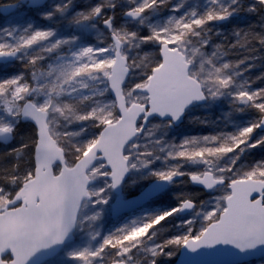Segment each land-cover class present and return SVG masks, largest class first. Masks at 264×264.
<instances>
[{"label": "rangeland", "instance_id": "rangeland-1", "mask_svg": "<svg viewBox=\"0 0 264 264\" xmlns=\"http://www.w3.org/2000/svg\"><path fill=\"white\" fill-rule=\"evenodd\" d=\"M142 2L143 0H50L42 8L32 10L20 7L10 17H0V45L19 49L15 63L0 65V80L23 75L33 88H43L46 83H53L58 89L47 88L53 101L71 105L63 115L52 111L50 107L43 110L48 113L49 132L58 147L64 151L67 167H73L99 137L92 139L90 135L96 131V127L90 123L95 114L90 113L84 120L76 117L88 112L95 106V101L104 100V97L90 94L92 90L104 87L100 79H93V76L99 77L103 70H110L113 63L97 65L92 62L89 55H99L97 48H92L89 55L81 56L79 60L73 53H78L85 46H106L112 41V34L103 23L108 15L118 13L113 21V29H118L121 33L136 34L122 41L121 55L126 60L128 69L137 76H143L149 71L153 73L160 66L162 45L179 50L188 63H195L199 75L190 72V76L200 83L207 99L205 105L192 106L186 112L180 127L167 126V121L153 119L143 134L126 148L124 156L136 167L129 172L126 180L131 194L124 199L135 196L151 182L159 180L151 176L150 171L166 170L164 160H156L150 168L142 165V161L156 155L168 156L169 152L175 151L173 146L181 145L185 137L199 138L195 143L187 145L188 148L224 143L228 145L221 149L224 153L239 149L242 141L233 142L232 135L259 115L250 103H242L240 100L248 97L251 89L264 87V80L255 81L256 76L264 73V5L259 4L258 0H149L151 6L143 9L138 20L123 19L128 9ZM97 5H103L101 15L91 16L88 20L81 17L80 13L88 14ZM252 5H256L255 11L251 10ZM226 12L229 15L226 16ZM141 20L144 21L143 24ZM198 20L203 23L198 24ZM152 29H155L152 36L141 39V35L152 32ZM49 30L53 32L50 37L38 35ZM29 39L31 43L28 42ZM6 51L7 49L0 48V52ZM36 58L40 59L33 65L31 61ZM73 62L76 63V68L69 69V75L65 78L64 69H68ZM34 72L39 83L32 79ZM150 77L146 84L130 90L134 96L147 86ZM226 78L230 85L218 87ZM125 85L123 95L128 106L147 104L148 96L143 93L141 97H146V103L140 97L129 103ZM33 99L43 100L45 96L41 93L33 95ZM115 115L117 111L114 107L108 118L102 121L104 127L117 121L111 118ZM157 124L161 126L156 127ZM252 132L253 129L248 128L245 134L250 135ZM204 137L209 140L205 141ZM211 137H216V140ZM205 155L204 152L198 153L200 157ZM262 159L264 147L258 146L246 151L237 163L247 166ZM208 160L210 163L204 164L190 159L169 158L167 163L178 166L181 171H195L205 167L214 170L228 168L231 171L228 155L219 158L209 155ZM105 167V163L99 161L87 174L95 184L89 188L90 199L82 205L74 241L58 254L61 264H79L78 258L69 256L70 252L85 247L94 249L103 242L104 237L116 233L117 229L132 226L133 221H141L148 215L176 207L179 196L198 195L196 188L188 182L190 178L177 176L179 178L164 193L142 209L113 222L112 204L116 199L115 193L111 194L113 190H106L105 198L109 195L111 198L105 208H93L95 193L105 187ZM259 175L264 176V169ZM244 179L260 180L255 173L241 178ZM107 183L110 184L111 181L108 180ZM216 194L218 193H212ZM205 195L203 200L208 199L210 193ZM3 198L4 196H0V201ZM8 201L3 203L0 210ZM164 218L159 217L156 224ZM152 227V224H148L134 229L120 240L121 244L137 242L125 254L126 257H132L131 260L126 259V264H148L150 253L147 250L152 247V243L145 237ZM114 252L115 249L106 252L104 264L112 263ZM178 255L179 251L172 257H162L158 264H176ZM251 264H264V260L253 261Z\"/></svg>", "mask_w": 264, "mask_h": 264}, {"label": "snow or ice", "instance_id": "snow-or-ice-1", "mask_svg": "<svg viewBox=\"0 0 264 264\" xmlns=\"http://www.w3.org/2000/svg\"><path fill=\"white\" fill-rule=\"evenodd\" d=\"M258 3L264 5V0H258ZM149 0H143L140 5L130 8L125 13L126 16L138 18L145 7H150ZM115 8V5H112ZM251 10H256V5L251 6ZM103 5H97L91 9L88 14L80 13L84 20H88L91 16H98L103 13ZM51 16V13L48 14ZM229 13L226 12V16ZM211 17L209 16V19ZM116 19L115 15H108L103 23L107 29L111 30L113 40L106 44V46H85L73 55L79 60L81 56L89 55L92 48H97L99 55H89V59L97 65L111 63L114 59L123 61V56L120 52V45L122 41L129 38V36L136 35L135 33H121L118 29H113V21ZM143 24V20L140 21ZM197 23H203L198 20ZM151 27V26H150ZM155 33V29L148 34L141 35V39H147ZM40 36H52L51 30L47 32L38 33ZM32 41L29 39L28 41ZM59 43V41L57 42ZM264 43V41H262ZM56 45H53L55 47ZM0 48L7 49L5 55L15 56L19 50L17 47H9L8 45H0ZM51 50V49H49ZM36 58L31 61L33 65L37 63ZM76 63L73 62L64 69L65 78L69 75V69L75 70ZM82 70V69H81ZM122 79L126 80V96L130 103L133 99L140 97L142 102L146 103V97H141V93L137 92L135 96L130 91L132 88H137L142 84L147 83V79L151 76V72H146L143 76H137L134 72L125 68ZM115 71L103 70L102 74L93 76V79L99 78L104 84L103 88H96L92 90L91 95H99L104 97V100H97L93 107L88 112L81 113L76 118L84 120L90 113L95 114L90 123L96 127V131L91 133L92 139L99 136L102 131H105L102 121L108 118V114L117 105V98L119 96V89L113 90L115 86ZM32 79L39 83V78L34 72ZM256 80H264V73L255 77ZM230 85V81L226 78L218 87H226ZM48 86L43 88H33L31 84L24 78L23 75H16L12 78L0 80V159L8 167L13 166L15 158H18L22 153L32 158V164L27 167L23 173L19 168H16V176L22 175L27 179L29 175L35 172V161L39 156L40 145L44 139V131L48 125L45 123V113L43 110L50 107L52 111L58 112L61 115L65 113L66 109L71 108L69 104H62L54 102L51 92L47 91ZM56 90L57 86H51ZM248 91V89H244ZM43 93L45 99H33V95H40ZM107 94V95H105ZM59 95V92H57ZM87 98V97H85ZM239 99V97H237ZM119 102H124V97L119 98ZM242 103H250L253 108L257 110L259 115L253 120L249 121L244 128H241L237 134L232 135L233 142L242 141V146L231 153H224L221 149L228 145L224 143L219 144H205L201 148H188L190 143H195L199 138L196 136L185 137L181 145H174L175 151L169 152L168 156L161 157L159 155L154 158H145L142 165L150 166L156 160L165 161L166 170L150 171V175L158 179L169 182H174V178L188 177V182L202 185L206 190L210 191L209 198L201 200L196 194H184L178 197L176 207L165 210L159 214L148 215L141 221H133L132 226H125L117 229L116 233L109 234L104 237L103 242L96 248L85 247L69 253L72 258H78L79 264H104L105 254L107 251L115 249L113 253L112 264H126V259L131 260V255L125 256L130 252V249L135 247V241L127 244H121L120 240L134 229H139L148 224H152L150 232L145 239L151 241L152 247L147 251L150 253L148 264H158L162 257H172L179 251L177 264H251L253 258L260 257L264 260V238H259L248 243H242L235 239L231 231V220L235 208L236 189L233 187L241 178H246L249 175L257 174L261 181H264V176H260V172L264 169V159L252 165L242 166L237 162L240 161L241 156L248 150L259 147H264V87L250 91V95L240 100ZM123 114L117 108V115L111 117L119 119ZM175 120L169 119L167 126L175 124L182 117L180 112L173 113ZM23 117V119H21ZM155 119V116L153 117ZM21 121H27L30 124L29 130L19 137L18 141L10 143L15 140L17 136V125ZM50 123V122H49ZM143 123V117L137 121V126ZM160 127V124L155 125ZM248 128H252L253 132L250 135L245 134ZM257 130H261L260 133ZM254 133H257L254 135ZM208 141V137L203 138ZM216 140V137H211ZM90 142V141H89ZM199 152H204L203 157L198 156ZM228 155L231 160V171L225 169H212L205 167L195 171H181L178 166L168 165L169 158L190 159L198 163L209 164L208 156ZM109 159H111L109 157ZM127 160V156L124 157ZM129 167L123 170L117 169L112 172L105 167V187L100 188L95 193V204L93 208L100 206H107L109 204L111 195L106 197V190L115 193L120 198H126L131 194L130 186L125 177L132 169L136 167L131 160L128 161ZM115 167V165H113ZM14 187L9 190L5 185H0V196L8 195V199L13 200L8 207L12 209H19L23 205L22 200H15V195L23 187V183H15ZM111 179L112 183H107ZM217 181H223L222 185H218ZM10 192V194H9ZM212 193H218L212 195ZM251 200L250 208L254 211H264V183L251 186L245 193V201ZM99 215V212L96 213ZM159 217H165L159 224L156 220ZM71 222L65 226L64 239L67 238V233L71 230ZM215 233V235H213ZM197 240L198 243L194 245H186L185 241ZM63 243V241H62ZM58 249L43 253V264H61L58 259ZM203 254V255H202ZM115 257H119L116 259ZM0 264H32V256L22 254L21 248L16 244H5L0 247Z\"/></svg>", "mask_w": 264, "mask_h": 264}, {"label": "water", "instance_id": "water-1", "mask_svg": "<svg viewBox=\"0 0 264 264\" xmlns=\"http://www.w3.org/2000/svg\"><path fill=\"white\" fill-rule=\"evenodd\" d=\"M49 1L19 0L15 3L3 4L0 6V15L8 17L21 6L32 10L39 9ZM140 17L141 15L138 18H133L124 14L123 19L136 21ZM4 53L0 52V65L12 64L18 58L17 52L15 56ZM160 57V66L153 71L147 86L140 90L141 93L148 96L147 104L130 106L127 105L123 95V86L126 80L121 78L124 75L123 70L128 69L127 62L124 58L123 61L114 59L110 70L116 73L113 90L119 89L116 110L119 108V112L123 115L115 123L104 127L105 131L100 133L95 144L73 167H67L64 151L51 137L49 126L45 129L39 156L35 161L33 177L24 183L15 195V200L23 201L22 207L19 209L9 208L8 205L14 202L10 200L0 210V247L5 244L18 245L23 255L30 254L32 256V264H43L42 254L52 248H57L59 253L65 245L74 241L82 205L90 199L88 191L95 184L87 174L97 162H104L112 172L128 168V161L124 159V151L146 130L154 116L159 121L175 120L173 113L180 112L181 119L172 124L179 127L189 108L194 105H205L207 99L202 87L197 80L190 76L191 64L185 60L184 55L177 49L162 45ZM121 96L124 97L123 103L119 102ZM44 113L46 114L45 123L48 125L49 116L47 112ZM141 117H143V123L138 127L137 121ZM21 123L29 124L27 121H21ZM2 143L4 142L0 141V144ZM56 168L60 169L58 173H55ZM128 176L129 173L126 174L125 179ZM178 178L175 177L174 181ZM109 180L111 181L110 178ZM172 183L167 179L155 180L129 199L120 198L115 194L116 199L112 204V221L116 222L123 216L140 209L164 193ZM262 183L264 181L244 179L236 181L233 186L236 189V195L234 196L235 208L231 220V231L239 242L248 243L264 238V211H254L249 207L252 203L251 200L245 201V193L248 188ZM191 184L205 193H210L202 185ZM217 184L222 185L223 181H217ZM70 222L72 227L65 240V226ZM197 243V240H191L185 244L190 246ZM260 259V257H256L252 261Z\"/></svg>", "mask_w": 264, "mask_h": 264}, {"label": "trees", "instance_id": "trees-1", "mask_svg": "<svg viewBox=\"0 0 264 264\" xmlns=\"http://www.w3.org/2000/svg\"><path fill=\"white\" fill-rule=\"evenodd\" d=\"M18 0H0V6L6 3H11V2H15ZM118 13H114L115 16ZM1 17V16H0ZM46 80V78H45ZM53 85V83H46V86H48L47 88H52L51 86ZM58 89V88H57ZM252 113V111H251ZM30 128V124H23L20 123L17 125V136L15 137V140L12 141L11 143H14L15 141L19 140L20 136H23ZM257 132L260 133L259 130H257ZM32 164V158L24 155L23 153L18 157L15 158L14 160V164L11 167H8L7 165L4 164V161L2 159H0V185H5L7 187V189L11 190L14 187V179L13 177L16 176V168L18 167L20 172L23 173V171L29 167ZM58 170V169H57ZM32 175H29L27 177V179H24L22 175L20 176H16V180L15 183H25L26 181H28ZM195 192H197V196L199 199L203 200V198L206 196L205 193L202 190L199 189H195ZM10 194V192H9ZM8 199V195H4V198L0 201V208L2 207L3 203ZM175 262V260L173 261V263Z\"/></svg>", "mask_w": 264, "mask_h": 264}, {"label": "clouds", "instance_id": "clouds-1", "mask_svg": "<svg viewBox=\"0 0 264 264\" xmlns=\"http://www.w3.org/2000/svg\"><path fill=\"white\" fill-rule=\"evenodd\" d=\"M190 72H192L193 74H195V75H199V71H198V69L196 68V65H195V63L193 62V64L191 65V67H190Z\"/></svg>", "mask_w": 264, "mask_h": 264}, {"label": "bare ground", "instance_id": "bare-ground-1", "mask_svg": "<svg viewBox=\"0 0 264 264\" xmlns=\"http://www.w3.org/2000/svg\"><path fill=\"white\" fill-rule=\"evenodd\" d=\"M18 1H19V0H18ZM18 1H15V2H18ZM15 2H11V3H15ZM25 8H26V7H25ZM11 15H12V14H11ZM11 15H10V16H11ZM10 16H8V17H10ZM199 84H200V83H199ZM94 144H95V143H94ZM94 144H93V145H94ZM93 145H92V146H93ZM92 146H91V147H92ZM91 147H90V148H91ZM90 148H89V149H90ZM82 157H83V156H82ZM80 158H81V157H80ZM80 158H79V159H80ZM26 182H27V181H26ZM26 182H25V183H26ZM23 185H24V184H23Z\"/></svg>", "mask_w": 264, "mask_h": 264}]
</instances>
